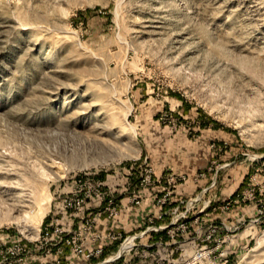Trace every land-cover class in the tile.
<instances>
[{
    "label": "rangeland",
    "instance_id": "rangeland-1",
    "mask_svg": "<svg viewBox=\"0 0 264 264\" xmlns=\"http://www.w3.org/2000/svg\"><path fill=\"white\" fill-rule=\"evenodd\" d=\"M141 165L241 182L233 264H264V0H0V264L78 263L66 201Z\"/></svg>",
    "mask_w": 264,
    "mask_h": 264
},
{
    "label": "built area",
    "instance_id": "built-area-1",
    "mask_svg": "<svg viewBox=\"0 0 264 264\" xmlns=\"http://www.w3.org/2000/svg\"><path fill=\"white\" fill-rule=\"evenodd\" d=\"M127 175L125 205L113 193H103L99 180L81 185L84 190L66 201V208L82 213L84 206L96 199L99 207L93 217H82L84 230L67 232L57 228L54 232L61 238L55 247L69 250L71 257L85 264H233L231 243L244 225V215L237 225L228 227L214 225L210 213L230 214L237 206L255 199L253 195L248 198L240 193L222 203L211 195L217 185L213 181L195 196L176 199L178 190L191 181L198 183L205 175L191 179L167 171L158 176L144 165L131 167ZM257 203L260 208L252 222L260 224L264 222V207ZM102 221L106 223L100 229ZM19 255L32 254L27 248H19ZM73 260L66 262L73 264Z\"/></svg>",
    "mask_w": 264,
    "mask_h": 264
},
{
    "label": "crops",
    "instance_id": "crops-1",
    "mask_svg": "<svg viewBox=\"0 0 264 264\" xmlns=\"http://www.w3.org/2000/svg\"><path fill=\"white\" fill-rule=\"evenodd\" d=\"M224 184L226 185V188L223 189V191H222V189L220 190L221 191L220 192V195H221L220 201L222 203L232 199L233 196H234V193L237 191V189L240 187V185L242 183L241 182H237L234 185H232V182H229L227 184L225 182H222L220 185L223 186ZM106 186H107L108 189H111L113 191L115 190L117 194H120L122 192L119 188H117L118 187L117 185H109V184L106 183ZM183 191L185 193H189V192L192 193L193 192V191H190L189 189L185 188L183 190H180L179 191L180 193L177 192L176 195H175V198L178 199V198H182V197H184V198L185 197L186 198L187 197H191V196L186 195L185 193H183ZM118 197H119V200L122 203V205H125L127 203V196L123 197V196L118 195ZM99 204H100L99 201H91V202H89L87 204V210L90 212L91 215L95 214L97 208L99 207ZM241 215L249 216V217L255 216L256 215L255 207H253L251 205H247L244 208L235 210V211H233L230 214H217L216 215V214L210 213L211 218L214 220V222H213L214 225L221 226L222 224H226L228 227L235 226L237 219L240 218ZM123 216L125 217V214H123ZM105 223L106 222H101L100 227L102 226V228H104ZM224 234H225V230L222 228L221 235H224ZM250 236H251L250 233L244 234V232H243L242 235H240L239 238L236 239L237 241L234 240L231 243V248L232 249H236L237 245H239L238 244L239 241L240 242H244V240L249 238ZM73 262H74L73 264H85V262H83V261H79L78 263H77V261H73Z\"/></svg>",
    "mask_w": 264,
    "mask_h": 264
},
{
    "label": "bare ground",
    "instance_id": "bare-ground-1",
    "mask_svg": "<svg viewBox=\"0 0 264 264\" xmlns=\"http://www.w3.org/2000/svg\"><path fill=\"white\" fill-rule=\"evenodd\" d=\"M130 131L133 132V134L135 133V132H134V128H131ZM134 135H135V134H134ZM137 156H138V155H137Z\"/></svg>",
    "mask_w": 264,
    "mask_h": 264
}]
</instances>
